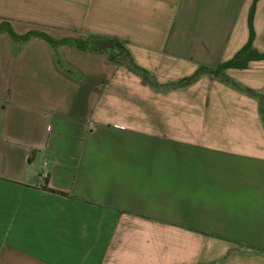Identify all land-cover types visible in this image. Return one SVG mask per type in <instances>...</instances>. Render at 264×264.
<instances>
[{
    "label": "crops",
    "instance_id": "0c3cea01",
    "mask_svg": "<svg viewBox=\"0 0 264 264\" xmlns=\"http://www.w3.org/2000/svg\"><path fill=\"white\" fill-rule=\"evenodd\" d=\"M253 1L0 0L17 35L118 40L158 84L0 34V264H264L256 99L206 76L163 88L232 59ZM252 28L264 53V0ZM225 75L264 99V60Z\"/></svg>",
    "mask_w": 264,
    "mask_h": 264
},
{
    "label": "trees",
    "instance_id": "16d2710c",
    "mask_svg": "<svg viewBox=\"0 0 264 264\" xmlns=\"http://www.w3.org/2000/svg\"><path fill=\"white\" fill-rule=\"evenodd\" d=\"M255 1L251 4L248 12V39L246 44L234 55V57L224 63H221L215 67H204L199 66L195 72L186 78L178 80L176 82H172L163 86L164 89L167 90H180L185 89L186 87L192 85L196 82L200 77L206 76L212 79L218 80L221 83L230 86L232 89L240 92L245 93L248 96L255 98L258 103V114L264 128V99L260 94L255 93L254 91L244 88L237 84L236 82L230 80L226 75L225 71L227 69H237L242 70L245 69L249 62L251 61H262L264 60V53H258L253 48V39L254 33L252 28V18L254 13V5ZM0 34H6L10 43L13 47V52L19 51V49L27 43L30 39L36 38L40 39L46 43L56 64L59 66L62 64V61L59 57V48L62 46H67L72 49L82 51V52H96V48H94L93 44H110L113 49L112 50H105L101 53L106 55L107 61L110 63H114L117 65L124 66L127 70H129L132 74L141 78L150 88L157 89L158 84L155 79L143 68L139 67L128 51L125 49L122 42H119L115 39H98L89 37L85 40L82 39H60L56 40L46 34L30 31L24 35H17L12 28L7 23L0 24Z\"/></svg>",
    "mask_w": 264,
    "mask_h": 264
},
{
    "label": "water",
    "instance_id": "95a60500",
    "mask_svg": "<svg viewBox=\"0 0 264 264\" xmlns=\"http://www.w3.org/2000/svg\"><path fill=\"white\" fill-rule=\"evenodd\" d=\"M93 47L97 48L98 51H104V50L110 48L111 45L110 44H105V45L97 46L96 44H93Z\"/></svg>",
    "mask_w": 264,
    "mask_h": 264
},
{
    "label": "built area",
    "instance_id": "2783aa9c",
    "mask_svg": "<svg viewBox=\"0 0 264 264\" xmlns=\"http://www.w3.org/2000/svg\"><path fill=\"white\" fill-rule=\"evenodd\" d=\"M44 178H45V176H44Z\"/></svg>",
    "mask_w": 264,
    "mask_h": 264
},
{
    "label": "rangeland",
    "instance_id": "374dc122",
    "mask_svg": "<svg viewBox=\"0 0 264 264\" xmlns=\"http://www.w3.org/2000/svg\"><path fill=\"white\" fill-rule=\"evenodd\" d=\"M105 51V50H104Z\"/></svg>",
    "mask_w": 264,
    "mask_h": 264
}]
</instances>
